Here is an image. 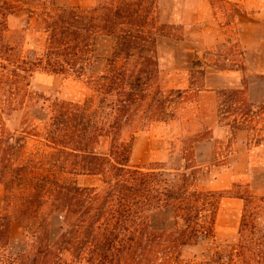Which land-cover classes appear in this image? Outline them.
Here are the masks:
<instances>
[{
    "label": "trees",
    "instance_id": "1",
    "mask_svg": "<svg viewBox=\"0 0 264 264\" xmlns=\"http://www.w3.org/2000/svg\"><path fill=\"white\" fill-rule=\"evenodd\" d=\"M42 0H0V106L26 111L44 100L42 128L26 119L21 129L0 121V264H264V194L234 182L227 190L194 187L196 164L172 172L161 163L132 164L137 128L174 116L185 90L160 84L159 39L171 34L159 0H98L93 6H59ZM20 11L45 34L41 51L26 49L24 29L10 18ZM112 40L103 72L92 75L97 41ZM228 69L226 64L215 65ZM73 76L90 89L83 100L52 99L32 88L37 73ZM233 101L232 127L264 142V102L241 88H225ZM179 99V100H178ZM31 136L42 147L28 151ZM108 151L98 150L101 141ZM94 176L100 185L62 181L58 174ZM243 200L238 241L219 246L206 260L185 258L188 246L214 243L221 202ZM169 208L173 225L155 229L154 210ZM62 230L52 241V218ZM26 248L11 251L12 223Z\"/></svg>",
    "mask_w": 264,
    "mask_h": 264
},
{
    "label": "rangeland",
    "instance_id": "2",
    "mask_svg": "<svg viewBox=\"0 0 264 264\" xmlns=\"http://www.w3.org/2000/svg\"><path fill=\"white\" fill-rule=\"evenodd\" d=\"M59 6H93L98 0H42ZM161 19L171 32L159 39L160 84L164 90H185L174 116L155 120L137 128L131 156L132 164L161 163L172 172H182L187 162L199 166L194 187L204 190H227L234 182L249 184L257 195L264 194V142L257 143L256 132L232 127L236 112L223 117L220 110L230 109L233 103L225 88L218 86L223 80L240 77L248 81V97L258 105L264 102V0H159ZM13 29H24L26 49L41 51L45 34L26 11L11 16ZM112 50V40L101 36L96 45L95 59L90 73L97 75L106 68ZM216 64H226L224 75L219 76ZM222 71L221 69H217ZM212 79V81H209ZM217 84V87L210 85ZM32 88L52 99L83 100L89 87L73 76L37 73ZM179 100V99H178ZM44 100L33 102L26 111L4 113L0 106V121L13 130L21 129L26 119L38 128L43 127L47 110ZM238 117L240 114L238 112ZM264 125V120L257 123ZM255 134V135H254ZM42 147L31 136L28 151ZM109 142L103 139L100 151H108ZM65 182L81 185H100L94 176L58 174ZM3 207V186L0 184V213ZM243 200L226 197L222 200L216 222L214 243L203 242L188 246L185 258L204 261L218 249L217 245H233L238 241ZM150 221L155 229L173 225L169 208L154 210ZM261 225L264 227V220ZM62 230V218H52V241ZM26 248L24 231L17 222L12 223L11 251Z\"/></svg>",
    "mask_w": 264,
    "mask_h": 264
},
{
    "label": "crops",
    "instance_id": "3",
    "mask_svg": "<svg viewBox=\"0 0 264 264\" xmlns=\"http://www.w3.org/2000/svg\"><path fill=\"white\" fill-rule=\"evenodd\" d=\"M216 72H218V75L219 76H221V75H224L223 74V72L225 71V70H222V71H220V70H215ZM247 78H249V76H247ZM209 81H212V79H210ZM232 84H234V86H236V87H239L240 85L242 86V82H240V77L239 78H237V79H235V81H233V80H222L221 82H220V84L218 85L219 87L221 86H226V85H232ZM240 86V87H241ZM210 87H217V84H214V86L213 85H210Z\"/></svg>",
    "mask_w": 264,
    "mask_h": 264
}]
</instances>
